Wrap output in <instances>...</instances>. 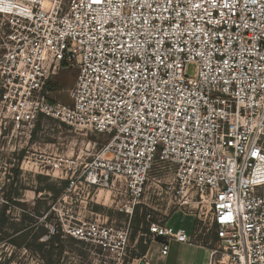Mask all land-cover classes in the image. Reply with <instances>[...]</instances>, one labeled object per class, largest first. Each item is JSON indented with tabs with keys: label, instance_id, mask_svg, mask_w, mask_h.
Listing matches in <instances>:
<instances>
[{
	"label": "built area",
	"instance_id": "1",
	"mask_svg": "<svg viewBox=\"0 0 264 264\" xmlns=\"http://www.w3.org/2000/svg\"><path fill=\"white\" fill-rule=\"evenodd\" d=\"M0 17V107L13 131L29 138L51 118L104 139L81 161L37 166L64 173L67 190L121 183L131 214L158 160L179 207L203 221L207 208L218 244L208 264H264V0H0ZM61 65L77 71L69 104L46 89ZM147 229L163 255L169 240L192 241L166 223ZM63 231L103 264H133L129 226Z\"/></svg>",
	"mask_w": 264,
	"mask_h": 264
},
{
	"label": "rangeland",
	"instance_id": "2",
	"mask_svg": "<svg viewBox=\"0 0 264 264\" xmlns=\"http://www.w3.org/2000/svg\"><path fill=\"white\" fill-rule=\"evenodd\" d=\"M5 33L0 17V55L5 51ZM193 72L194 65L190 64L187 73L192 75ZM76 76L77 71L73 67L57 66L46 84L49 98L69 104V90L73 87ZM103 142L102 137L51 118L40 119L28 138L26 134L13 131L12 123L0 107V192L4 200L17 199L24 204L14 205L9 202L7 213L10 219L0 234V264H103V257L99 255L97 247L63 231L65 225L94 219L117 227L129 226L125 258L127 262H131L140 258L137 257L140 253V241L143 245L153 241L143 230L150 221L165 223L176 209L189 213L177 205L176 197L167 189L173 169L158 160L149 172L143 197L131 214L124 211L127 198L124 187L119 182L112 187L97 189L88 188L76 180L69 190L67 185L53 198L52 192L46 190V187L57 190L61 187L62 180L69 179L64 178V173L63 178H59L56 176L59 173L47 172V169H41L42 166H37L36 163L44 158L48 160L59 157L74 160L79 157L78 161H81L86 154L95 152ZM1 203L0 201V206ZM202 210L206 212L204 221L197 218L195 210L189 213L198 221L193 233L194 240L209 249L217 248L214 225L209 221L207 208ZM23 211L28 217H32L31 222L26 220L22 223ZM28 223L33 226V231L37 227L47 229L48 235H53L54 242H58L53 247L47 244L39 249L38 243L46 242L47 235L33 240L31 232L23 236L15 231V228ZM188 225L187 221L186 226ZM216 258L222 259V254L218 252Z\"/></svg>",
	"mask_w": 264,
	"mask_h": 264
},
{
	"label": "crops",
	"instance_id": "3",
	"mask_svg": "<svg viewBox=\"0 0 264 264\" xmlns=\"http://www.w3.org/2000/svg\"><path fill=\"white\" fill-rule=\"evenodd\" d=\"M188 221V226L187 225ZM174 228H183L191 242H178L169 240L167 242V253L161 254V241H152L145 254L139 259H133V264L144 262V264H208L209 248L194 240L193 233L196 229V218L181 209H176L165 222Z\"/></svg>",
	"mask_w": 264,
	"mask_h": 264
},
{
	"label": "trees",
	"instance_id": "4",
	"mask_svg": "<svg viewBox=\"0 0 264 264\" xmlns=\"http://www.w3.org/2000/svg\"><path fill=\"white\" fill-rule=\"evenodd\" d=\"M67 185H68V181L67 180H62L61 181V187L59 189L55 190L52 187L47 186L46 190L51 191L52 194H53V198H55L57 195L60 194L61 190L64 189ZM15 194H17V193H15ZM9 202H11L14 205H22V206H24V204L20 203L17 199H14V200L10 199V201L9 200H4V202L1 203V206H0V234H1L2 230H3V228L5 227V225L8 224L9 219H10V216L7 213ZM26 220L28 222H31L32 221V217H28L26 215V213L23 211L21 213V221L23 223ZM196 223H198V221ZM196 226H197V224H196ZM33 229L34 228L31 225V223H28L26 226H22L21 225L20 227L15 228V231L16 232H20L23 236H27L31 232V234H32L31 236H32L33 240H39L42 236L47 235L48 239H47L46 242L38 243V248L39 249H40V247L42 245H47V244L50 247H53L54 244H56L58 242V241L56 243L54 242V236L53 235H50V234L48 235L47 229H44L42 227H37V229H36L37 231L36 230L33 231ZM143 230H145L147 232L148 229L145 228ZM214 236H215V233H214ZM215 238H216V236H215ZM141 242L142 241H140L139 245H138L139 248H140V253L137 255V257H141L142 255H144L146 250H147V248H148V245H149V241L146 242L145 245H143Z\"/></svg>",
	"mask_w": 264,
	"mask_h": 264
},
{
	"label": "snow or ice",
	"instance_id": "5",
	"mask_svg": "<svg viewBox=\"0 0 264 264\" xmlns=\"http://www.w3.org/2000/svg\"><path fill=\"white\" fill-rule=\"evenodd\" d=\"M196 7H197V8H199V7H200V5H196ZM177 115H179V114H177Z\"/></svg>",
	"mask_w": 264,
	"mask_h": 264
},
{
	"label": "water",
	"instance_id": "6",
	"mask_svg": "<svg viewBox=\"0 0 264 264\" xmlns=\"http://www.w3.org/2000/svg\"><path fill=\"white\" fill-rule=\"evenodd\" d=\"M140 264H144V262H141Z\"/></svg>",
	"mask_w": 264,
	"mask_h": 264
}]
</instances>
